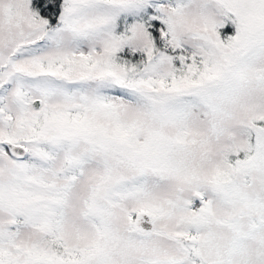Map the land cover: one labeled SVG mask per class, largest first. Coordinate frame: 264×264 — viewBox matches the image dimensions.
<instances>
[{"label": "snow or ice", "instance_id": "1", "mask_svg": "<svg viewBox=\"0 0 264 264\" xmlns=\"http://www.w3.org/2000/svg\"><path fill=\"white\" fill-rule=\"evenodd\" d=\"M0 264H264V0H0Z\"/></svg>", "mask_w": 264, "mask_h": 264}]
</instances>
